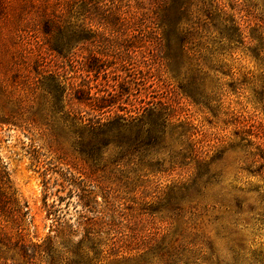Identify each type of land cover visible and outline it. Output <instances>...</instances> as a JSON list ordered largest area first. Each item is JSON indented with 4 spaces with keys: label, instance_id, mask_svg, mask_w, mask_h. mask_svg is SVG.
<instances>
[{
    "label": "rangeland",
    "instance_id": "rangeland-1",
    "mask_svg": "<svg viewBox=\"0 0 264 264\" xmlns=\"http://www.w3.org/2000/svg\"><path fill=\"white\" fill-rule=\"evenodd\" d=\"M92 2L56 14L48 57L4 0L0 173L20 209L0 211V264H264V0ZM103 14L128 19L114 45ZM41 57L112 105L73 106L80 122L31 95Z\"/></svg>",
    "mask_w": 264,
    "mask_h": 264
},
{
    "label": "trees",
    "instance_id": "trees-1",
    "mask_svg": "<svg viewBox=\"0 0 264 264\" xmlns=\"http://www.w3.org/2000/svg\"><path fill=\"white\" fill-rule=\"evenodd\" d=\"M26 7V11L32 14H35L37 17L36 22H33L32 27H36L38 32L40 33V41L39 48H42L43 53L39 55L50 56H60L59 52L55 53V45L56 40L51 37V31L53 27L56 25L55 18H58L56 14L59 16L68 15L71 12H81L82 9H85L86 4H90L89 12H95L98 8V3H93L92 0H24ZM4 0H0V13L5 10ZM62 12V13H61ZM104 16V14H103ZM106 24L108 25L107 31L110 30L109 37H106L107 42H111L112 45L117 42L118 37L114 36L115 33L119 31L120 28H124L128 25V19L122 18L120 14H106L104 16ZM83 25V24H82ZM31 26V25H30ZM83 27H78L76 31H74V36L77 39L74 40V43L82 42L85 39L79 38L80 34L86 36L83 32ZM101 37V36H100ZM99 37V38H100ZM87 41V40H86ZM114 41V42H112ZM100 42V39L89 41L88 43L97 46ZM126 42V40H125ZM83 44V42H82ZM107 54L97 53L94 55H88L84 58V71L86 74L97 73L101 69L98 63ZM43 57V56H42ZM40 60H35V65L33 67L34 72V80L29 87V91L31 95L39 92L40 96L45 100H48L50 104H52V109L56 111H62L63 107L66 106V115L71 116L72 119L83 122L84 119L81 117L79 112H75L72 109L73 106L78 105H86L89 106L92 110H101L104 107L112 105L113 101H107L104 97H92L90 95L91 87L89 85V80L82 81L79 85H65L63 81L59 80L57 72L48 70V66L46 63ZM106 57V56H105ZM45 58V57H44ZM40 63V64H39ZM37 97V96H36ZM24 101V97L22 96L20 100ZM22 102V101H21ZM65 108V107H64ZM11 114H14L13 112ZM13 117L12 115L9 116ZM10 118H0V124L7 123ZM87 125V124H85ZM38 152L33 149L32 156L33 160L37 162L38 157L36 156ZM8 206H13L18 212L20 207L16 204V201L13 197V193L11 192L8 175L5 171L0 173V211Z\"/></svg>",
    "mask_w": 264,
    "mask_h": 264
}]
</instances>
